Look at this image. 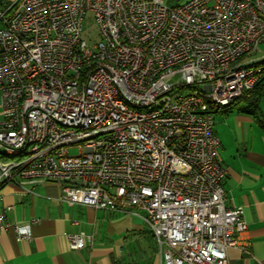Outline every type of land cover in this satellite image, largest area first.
Returning <instances> with one entry per match:
<instances>
[{
  "label": "built area",
  "instance_id": "2783aa9c",
  "mask_svg": "<svg viewBox=\"0 0 264 264\" xmlns=\"http://www.w3.org/2000/svg\"><path fill=\"white\" fill-rule=\"evenodd\" d=\"M263 44L264 0L0 1V187L60 183L70 206L144 221L162 264H230L249 225L226 203L215 114L255 89ZM4 219L31 239L34 221Z\"/></svg>",
  "mask_w": 264,
  "mask_h": 264
},
{
  "label": "crops",
  "instance_id": "0c3cea01",
  "mask_svg": "<svg viewBox=\"0 0 264 264\" xmlns=\"http://www.w3.org/2000/svg\"><path fill=\"white\" fill-rule=\"evenodd\" d=\"M0 1L6 4L16 0ZM184 1L170 5V0H165L170 6ZM217 114L219 156L227 169L226 203L242 208L249 225L242 237L250 243L247 252L230 249L229 261L264 264V96L253 110ZM61 197L62 185L50 181L9 182L1 188L4 222L34 223L29 241L19 240L11 229L0 233V264H162L156 239L150 229H143L141 219L84 205L70 206ZM99 211L109 213L111 220L107 229L96 231L94 217ZM127 218H132L134 233L124 236L114 226ZM80 233L92 235L93 240L83 249L72 250L68 235Z\"/></svg>",
  "mask_w": 264,
  "mask_h": 264
},
{
  "label": "rangeland",
  "instance_id": "374dc122",
  "mask_svg": "<svg viewBox=\"0 0 264 264\" xmlns=\"http://www.w3.org/2000/svg\"><path fill=\"white\" fill-rule=\"evenodd\" d=\"M176 2H177V0H170L169 4L172 5V4H175ZM85 24H86L85 38H87V40L89 42L98 41L99 40L98 26H97L96 21L94 19L93 13L88 12ZM250 60L252 62H261L264 60V44L259 46L257 52L254 55H252ZM219 116H220V114L216 113L215 119L219 118ZM70 154L72 156L78 155L79 149L78 148H71ZM108 217H109V213H107L105 211L97 212V216L94 217V219L96 218L97 225H96V228H94V229H96V231L99 229H107L109 222L111 220ZM114 227L120 234H122L124 236L127 234L134 233V229H132V227H133L132 218H127V220L118 223ZM143 227H144L143 229L146 231H148L150 229V227L146 223H145V225H143Z\"/></svg>",
  "mask_w": 264,
  "mask_h": 264
},
{
  "label": "trees",
  "instance_id": "16d2710c",
  "mask_svg": "<svg viewBox=\"0 0 264 264\" xmlns=\"http://www.w3.org/2000/svg\"><path fill=\"white\" fill-rule=\"evenodd\" d=\"M251 66L264 68V60L261 62H254L253 64H251ZM263 96H264V71L261 79L255 86V89L253 91H250L248 95L243 97L242 99L235 101L230 105L224 107L222 111L229 113L234 110L241 111L245 108L253 110L257 106V103L263 98Z\"/></svg>",
  "mask_w": 264,
  "mask_h": 264
}]
</instances>
